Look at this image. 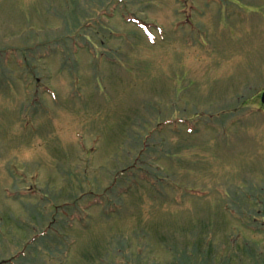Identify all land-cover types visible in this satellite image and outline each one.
<instances>
[{
  "label": "rangeland",
  "instance_id": "rangeland-1",
  "mask_svg": "<svg viewBox=\"0 0 264 264\" xmlns=\"http://www.w3.org/2000/svg\"><path fill=\"white\" fill-rule=\"evenodd\" d=\"M264 0H0V264H264Z\"/></svg>",
  "mask_w": 264,
  "mask_h": 264
},
{
  "label": "water",
  "instance_id": "water-1",
  "mask_svg": "<svg viewBox=\"0 0 264 264\" xmlns=\"http://www.w3.org/2000/svg\"><path fill=\"white\" fill-rule=\"evenodd\" d=\"M263 102H264V95H263V98H262Z\"/></svg>",
  "mask_w": 264,
  "mask_h": 264
}]
</instances>
